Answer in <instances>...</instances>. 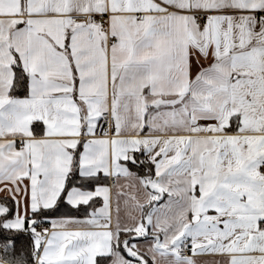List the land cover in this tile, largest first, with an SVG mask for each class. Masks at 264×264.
<instances>
[{"label":"snow or ice","instance_id":"snow-or-ice-1","mask_svg":"<svg viewBox=\"0 0 264 264\" xmlns=\"http://www.w3.org/2000/svg\"><path fill=\"white\" fill-rule=\"evenodd\" d=\"M205 253L264 264V0H0V264Z\"/></svg>","mask_w":264,"mask_h":264},{"label":"crops","instance_id":"crops-1","mask_svg":"<svg viewBox=\"0 0 264 264\" xmlns=\"http://www.w3.org/2000/svg\"><path fill=\"white\" fill-rule=\"evenodd\" d=\"M109 183H111V181H109ZM166 199H167V194H165L164 198L160 201V203H163L164 200ZM141 243H146V242L141 241ZM194 258L196 259L197 264H217V261H219L220 264H223V257L216 256V255L209 254V253L196 254Z\"/></svg>","mask_w":264,"mask_h":264},{"label":"built area","instance_id":"built-area-1","mask_svg":"<svg viewBox=\"0 0 264 264\" xmlns=\"http://www.w3.org/2000/svg\"><path fill=\"white\" fill-rule=\"evenodd\" d=\"M181 248H182V251H181L182 255H190V252H187V251L183 250V246H181Z\"/></svg>","mask_w":264,"mask_h":264},{"label":"rangeland","instance_id":"rangeland-1","mask_svg":"<svg viewBox=\"0 0 264 264\" xmlns=\"http://www.w3.org/2000/svg\"><path fill=\"white\" fill-rule=\"evenodd\" d=\"M161 264H166V261L165 260H161Z\"/></svg>","mask_w":264,"mask_h":264}]
</instances>
